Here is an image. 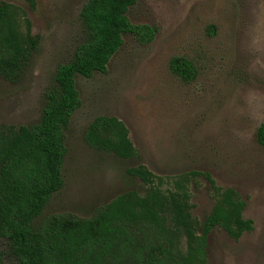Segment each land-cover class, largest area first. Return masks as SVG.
I'll return each instance as SVG.
<instances>
[{"label":"rangeland","instance_id":"374dc122","mask_svg":"<svg viewBox=\"0 0 264 264\" xmlns=\"http://www.w3.org/2000/svg\"><path fill=\"white\" fill-rule=\"evenodd\" d=\"M86 0H0L21 8L36 49L16 81L0 75V126H33L55 86L56 70L88 39L80 13ZM135 33L104 73L76 75L80 104L64 130L59 191L32 223L36 233L59 219L90 221L116 197L145 195L127 170L139 165L163 179L196 173L187 184L191 214L200 223L214 205L209 176L220 193L243 201L253 229L238 240L215 226L208 264H264V0H136L126 12ZM190 65L185 82L171 68ZM100 117L122 121L139 153L123 159L86 142ZM6 264H11L9 259Z\"/></svg>","mask_w":264,"mask_h":264},{"label":"trees","instance_id":"16d2710c","mask_svg":"<svg viewBox=\"0 0 264 264\" xmlns=\"http://www.w3.org/2000/svg\"><path fill=\"white\" fill-rule=\"evenodd\" d=\"M136 0H86L81 22L88 39L73 59L56 70L55 86L45 96L40 121L33 126H0V264H208V236L217 226L232 240L253 229L246 204L232 193H220L208 176L214 205L198 222L191 214L187 184L196 173L182 174L163 189V179L139 165L127 173L147 190L116 197L90 221L63 218L36 233L32 223L63 181L64 130L80 100L75 76L104 73L123 44L135 33L126 12ZM31 24L19 7L0 4V75L16 81L36 49ZM172 71L189 81L190 65L171 61ZM92 147L123 159H138L125 124L100 117L86 131ZM257 142L264 147V124Z\"/></svg>","mask_w":264,"mask_h":264}]
</instances>
